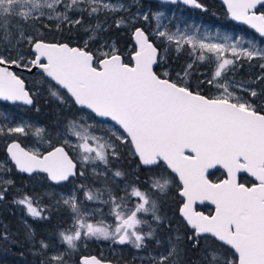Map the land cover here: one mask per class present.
<instances>
[{"label":"snow or ice","instance_id":"obj_1","mask_svg":"<svg viewBox=\"0 0 264 264\" xmlns=\"http://www.w3.org/2000/svg\"><path fill=\"white\" fill-rule=\"evenodd\" d=\"M223 4L258 36L202 32L142 0H0V101L56 106L51 126L0 110V204L23 211L16 229L0 222V246L32 264L123 259L74 261L88 242L128 246L131 264H264V0ZM113 28L131 32L130 52ZM245 65L259 71L241 78ZM57 216L44 233L29 223Z\"/></svg>","mask_w":264,"mask_h":264},{"label":"trees","instance_id":"obj_2","mask_svg":"<svg viewBox=\"0 0 264 264\" xmlns=\"http://www.w3.org/2000/svg\"><path fill=\"white\" fill-rule=\"evenodd\" d=\"M143 3V8L144 9H149V10H155L157 7H161V5H159L158 1H150V0H142ZM168 4H166L167 6ZM176 5H180L182 8L185 9V11H189L191 13H194L197 15V17H201L204 21H206L207 23L213 24L214 26H217L219 28H223V29H240L242 31H244L246 33L247 36L249 35H255L251 30H249L248 28L238 25L236 23H234L231 19L228 18L227 16V12L225 11V7L218 1L214 0V4H213V10H210L208 12H204L205 16H203V12L200 9L197 8H193L190 6H186L183 4H176ZM164 6V5H162ZM106 36L112 40L115 41L117 46L122 50L125 51V53L130 52L131 51V47L133 44L132 38H131V32L125 31V30H118L113 28L109 33L106 34ZM257 36V35H255ZM52 36L51 34H49V39H51ZM127 58V57H126ZM186 60V57L184 55H181L178 59H174L172 61V67L175 69V67L177 65H183L184 62ZM258 69H249L247 65H245V67L243 69L240 70V76L241 78H247L248 75L251 73L252 75H255L256 72H258ZM18 75L21 76V78H23L25 80V82L27 83L28 87L32 86V81L34 79V76L30 73L27 72H17ZM2 105L4 106V108L7 111H10L14 114H16L17 116H23L27 119H30L31 121L34 122H38L41 125H47V126H51V124L53 123L54 120V113L56 110V106L54 104V102H50L47 98V96L45 95H41L36 99V103L34 107H29V106H21V105H12L9 103H2ZM39 108L40 111L37 112L35 109ZM4 155L3 151H0V157H2ZM135 165V160L131 159V157H126L125 160L122 162V167L127 169L129 172L132 171V168ZM222 176V171L219 170L216 172L215 176H212L211 179L216 180L217 178ZM41 178L38 179H31L26 175H22V174H18V179H17V183L18 184H25L27 185L29 188H39L42 184L45 183V181L42 179L43 175H40ZM41 182V184L39 183ZM11 198H9L10 201ZM5 204H7V208L6 211H15L17 210L21 216H23V211L18 208L17 206L11 204L10 202H4ZM170 207H174V201L170 200L169 201V208H166V210H169ZM4 209L0 210V222H4L7 223L9 226L12 225V223H14L15 225H18L19 221L16 219L17 216L14 217H9L6 214L4 215ZM30 219V218H29ZM14 220V221H13ZM17 222H16V221ZM31 220V219H30ZM60 220V217L57 216L52 220V224L56 225ZM33 222V226L37 229V231H40L43 233V225L37 222ZM36 224V225H34ZM50 226V227H51ZM49 227V226H48ZM42 228V229H41ZM2 249V246H0V250ZM9 251H11L13 258L16 259H20V262L22 261H27V262H32V257L28 254L27 250L25 248H11L9 249ZM80 251L84 254H87V250L83 249ZM24 253L23 255H21V253ZM91 252H93L91 250ZM80 256V254H79ZM78 255L73 257V260L75 261L77 259ZM124 259L127 258H123L121 259L120 262L124 261ZM128 260V259H127Z\"/></svg>","mask_w":264,"mask_h":264},{"label":"rangeland","instance_id":"obj_3","mask_svg":"<svg viewBox=\"0 0 264 264\" xmlns=\"http://www.w3.org/2000/svg\"><path fill=\"white\" fill-rule=\"evenodd\" d=\"M162 9L166 12L167 15L169 16H175L177 17L180 21H184V22H187L188 24L190 25H196V26H199L201 31H208V32H211L213 35H215L216 32H221V33H227L229 35H232L234 38L236 37H239V36H244L245 38H251L255 35H249L247 36L246 33L240 29H223V28H219L217 26H214L213 24H210V23H204L202 19L198 18L196 14L194 13H191L189 11H185L184 8H182L180 5H164V6H161ZM144 9V8H143ZM135 10V9H134ZM144 10H149L148 8L147 9H144ZM259 42V41H258ZM0 110H4V111H7L5 108H2V106H0ZM34 122V121H32ZM35 123H38V122H35ZM107 125H112V123L110 122H105ZM39 124V123H38ZM41 125V124H40ZM39 183V182H38ZM41 184V182L39 183ZM29 223H32L33 222L29 219ZM42 233V232H40ZM90 242H88L89 244ZM93 245L99 247V248H102V249H111L113 250L112 247H109L107 242H101V243H97V242H91ZM87 246H83L81 248H85ZM115 247V246H113ZM124 250H123V253L121 254H131L133 258V252L131 249L128 248V246H123ZM115 254V252H114ZM77 255H79V253H77ZM12 261V264H15L16 262H20V259H16V258H11ZM0 264H8L5 262L4 260V257L2 256V254L0 253ZM20 264H31V262H26L24 261V263H20Z\"/></svg>","mask_w":264,"mask_h":264},{"label":"flooded vegetation","instance_id":"obj_4","mask_svg":"<svg viewBox=\"0 0 264 264\" xmlns=\"http://www.w3.org/2000/svg\"><path fill=\"white\" fill-rule=\"evenodd\" d=\"M216 1H218V0H216ZM200 2L207 8V11H204V12H208V11L214 9L213 8L214 0H200ZM200 10H202V9H200ZM225 11H226V8H225ZM202 12H203V10H202ZM204 12H203V16H205V13ZM198 18L202 19L201 17H198ZM203 22L204 23H207L204 20H203ZM17 72H24V71H20L19 70ZM2 103L3 102H0V106H2V108H4V106L2 105ZM22 175H25V174H22ZM242 177L245 179V181H250L251 180V178H249V177H247L245 175H242ZM6 208H7V204H5V203L0 204V210L1 209H4V211H5L4 212V215L6 214L9 217L17 216L16 219L20 222L21 214L17 210H15V211H11V210L10 211H6ZM197 209L198 210H202V211H204L207 214H210V213H212L214 211V209L212 207L208 206V205L203 206V207H198ZM18 226L19 225H15L14 223H12V225H10V227L12 229H16ZM47 228H48V226L46 227L45 225H43V233L45 231H47ZM38 232H41V231H38ZM83 249H86L87 250V252H86L87 254H84L83 251L82 252L80 251L79 252L80 255H96V256H98V257H100L102 259H114V258H117V257H120L121 255H123V254L120 253L119 250H117L115 252V254H114L113 250L99 248V247L93 245L91 242L89 244H87V247L81 248V250H83ZM91 250L93 252H91ZM0 253L4 257V260H5L6 263L12 264V262H14V261L11 260V258H13V256H12L11 251H9L8 248H5V247L2 246V249L0 250ZM131 257H132L131 254H124L123 255V258H127L128 260L127 259H124V261L120 262V264H123V263H126V262L131 264V262H132V258ZM20 263H24V261H22V262H16L15 264H20ZM31 264H32V262H31Z\"/></svg>","mask_w":264,"mask_h":264},{"label":"water","instance_id":"obj_5","mask_svg":"<svg viewBox=\"0 0 264 264\" xmlns=\"http://www.w3.org/2000/svg\"><path fill=\"white\" fill-rule=\"evenodd\" d=\"M150 1H158L159 2V0H150ZM225 8H226V6L223 4V0H218ZM168 5H172V4H168ZM227 11V10H226ZM233 21V20H232ZM234 23H236V24H238V25H241V26H244V27H246V28H248L249 30H251L255 35H257L258 36V34H256L255 33V30H253V29H250L247 25H243V24H240V23H238V22H236V21H233ZM13 71H15L16 73H17V71H24V70H22V69H12ZM24 72H26V71H24ZM26 85H27V83H26ZM0 102H3V101H0ZM3 103H9V102H3ZM9 104H11V103H9ZM13 105V104H12ZM21 106H25V105H21ZM106 122H110V121H106ZM110 123H112V122H110ZM215 171V170H214ZM222 172H223V170H221ZM26 175V174H25ZM43 175V174H42ZM241 175H245V174H241ZM246 176V175H245ZM250 178V177H249ZM206 205H208V206H210V207H212L213 209H214V206H212V205H210V204H207V203H205V204H203V205H201V204H197L196 205V207L198 208V207H203V206H206ZM198 210V209H197ZM198 211H202V210H198ZM204 212V211H203ZM205 213V212H204ZM205 214H207V213H205ZM84 256H88V255H84ZM123 264H126V263H123ZM127 264H130V263H127Z\"/></svg>","mask_w":264,"mask_h":264},{"label":"bare ground","instance_id":"obj_6","mask_svg":"<svg viewBox=\"0 0 264 264\" xmlns=\"http://www.w3.org/2000/svg\"><path fill=\"white\" fill-rule=\"evenodd\" d=\"M13 221H14V220H13ZM18 225H19V224H18ZM34 225H36V224H34ZM50 226H51V225H50ZM50 226H49V227H50ZM53 226H54V225H53ZM41 229H42V228H41ZM40 231H41V230H40ZM26 262H27V261H26Z\"/></svg>","mask_w":264,"mask_h":264}]
</instances>
